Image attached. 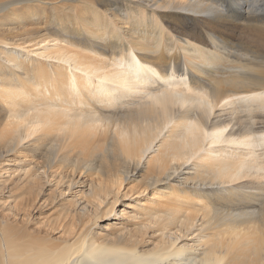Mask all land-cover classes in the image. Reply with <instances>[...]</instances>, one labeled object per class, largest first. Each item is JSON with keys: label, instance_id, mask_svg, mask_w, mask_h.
<instances>
[{"label": "bare ground", "instance_id": "obj_1", "mask_svg": "<svg viewBox=\"0 0 264 264\" xmlns=\"http://www.w3.org/2000/svg\"><path fill=\"white\" fill-rule=\"evenodd\" d=\"M0 264H264V12L0 0Z\"/></svg>", "mask_w": 264, "mask_h": 264}, {"label": "snow or ice", "instance_id": "obj_2", "mask_svg": "<svg viewBox=\"0 0 264 264\" xmlns=\"http://www.w3.org/2000/svg\"><path fill=\"white\" fill-rule=\"evenodd\" d=\"M214 4L221 3V0H212ZM247 7L249 8V11L255 12L257 9L264 12V0H247ZM217 14H223L225 12V9L223 8H217L215 9Z\"/></svg>", "mask_w": 264, "mask_h": 264}, {"label": "rangeland", "instance_id": "obj_3", "mask_svg": "<svg viewBox=\"0 0 264 264\" xmlns=\"http://www.w3.org/2000/svg\"><path fill=\"white\" fill-rule=\"evenodd\" d=\"M123 187H124V185H122V187H121V189H120L121 193H124V192L126 191V189L124 190ZM122 189H123V190H122ZM129 196H130V195H129Z\"/></svg>", "mask_w": 264, "mask_h": 264}]
</instances>
